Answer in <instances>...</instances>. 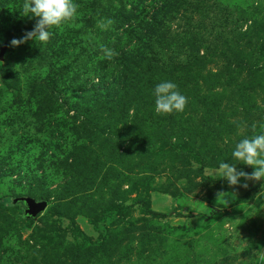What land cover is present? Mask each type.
<instances>
[{
	"label": "rangeland",
	"instance_id": "374dc122",
	"mask_svg": "<svg viewBox=\"0 0 264 264\" xmlns=\"http://www.w3.org/2000/svg\"><path fill=\"white\" fill-rule=\"evenodd\" d=\"M78 1L76 18L53 26L56 39L51 36L46 44L28 40L12 46L33 29L20 24L16 31L11 20L1 30L0 74L19 72L22 100L16 101V92L0 77V158L11 155L32 169L36 160L48 159L34 199L42 194L49 205L32 220L23 219L21 203L0 210V264H257L264 251V178L241 177L229 186L215 170L227 160L237 171H254L232 152L242 139L260 134L264 124V0H188L186 8L171 12L160 25L166 47L154 44L152 58L134 67L154 84L131 90L114 111L99 105L94 115L105 126L99 135L69 108L83 87L98 84L97 74L113 69L102 48L132 46L162 0L140 3L136 10L143 23L134 19L136 29L117 23L116 13H129L140 0ZM91 2L92 8L86 5ZM56 41L64 51L57 50ZM34 79L38 98L26 89ZM162 82L175 83L187 97L183 111H155L154 89ZM144 118L157 127L164 122L161 128H174L186 142L195 140L194 150L204 161L173 153L167 141L159 156L144 155L153 131ZM25 139L34 144L25 142L23 155L15 145ZM71 152L82 161L75 169ZM15 178L0 177V196L29 194L30 182L12 183ZM219 192L227 193L224 199H218ZM140 195L166 216L147 214L135 204ZM173 226L189 230L171 233ZM76 228L96 245L109 238L108 250L79 251L85 242Z\"/></svg>",
	"mask_w": 264,
	"mask_h": 264
},
{
	"label": "trees",
	"instance_id": "16d2710c",
	"mask_svg": "<svg viewBox=\"0 0 264 264\" xmlns=\"http://www.w3.org/2000/svg\"><path fill=\"white\" fill-rule=\"evenodd\" d=\"M99 0H96V2ZM24 0H0V49L4 48V40L1 36V30L3 29V26L7 21L11 20V25L14 26L16 31H20L21 27L19 26L22 24L26 28L33 29L36 23V18H31L29 16H23L22 15V6H23ZM95 2V0H94ZM93 2V3H94ZM145 2V0H140L138 5L134 8L131 7V10L129 13L126 12H117V23H120L122 26H127L132 29L134 27L135 29L138 28V26L133 24V20L136 19L139 21V25H141L143 22L141 21V15L138 13L136 9L140 8L141 5ZM74 3L80 5L81 2L78 0H74ZM93 3L86 4L90 8L93 7ZM188 0H162L161 6H159L158 10L155 12V14L150 17L149 19H146V23L140 26L141 34H136V39L134 40V44L132 46L126 48V49H119V47H115L113 51L117 53V55H114L110 61L114 64L113 69L108 68L107 70L101 71L99 74H97L96 78L98 79V84L91 85L90 87H83V90L81 94L75 98V100L72 102L71 107L69 108V111H74L75 118L79 120L80 117H82V126L86 127L91 133L94 134H102L104 132L105 126L100 124V121H98L97 116L94 115V110L97 109V107L100 105V107H108L110 111H114V107L117 103L126 100L125 96H129V93H131V90L136 91H145L149 90V87L154 84L153 77L146 76L142 77L139 75V71L134 68L138 65H140L142 62L152 58L149 57L152 52V46L157 44L159 47H162L163 49L166 47L164 45L165 39H167V35L165 33L161 34V28L160 25L162 24V21L165 18H169L171 12H177L181 8H186L188 6ZM145 12V11H144ZM67 22L63 23L64 25L67 24ZM50 28L49 31L52 33ZM135 29L131 32L135 33ZM7 35V34H6ZM53 37V36H52ZM55 40L56 38L53 37ZM153 41L155 43H153ZM59 42V40H58ZM57 43V50L64 51V45H60ZM52 45V44H51ZM55 47V46H54ZM9 48L7 47L6 55L9 54L8 52ZM10 51V50H9ZM56 51V50H55ZM55 51L53 53L55 54ZM109 61V62H110ZM115 68L116 72L114 76L112 77L111 81L108 84H104L106 81V77L108 76V73L113 71ZM1 81L3 85L12 91H15V99L17 102H21V86H20V77L19 72H16L15 76L12 77L9 76L7 73H1L0 74ZM39 82L34 79V81L30 82V84L27 85V90L31 93L33 98H38V93L41 89H38ZM4 93L3 90H0V93ZM166 118L165 116L163 119ZM163 121V120H161ZM176 119L172 120L171 122L165 121V123L173 124ZM144 125H149L151 128V133L148 136H146L147 141L149 142V147L147 150L144 151V155L151 156H159L161 145L167 141L171 145V149L173 153H177V155H180L184 158L189 157L193 158L196 161L203 162L202 155L200 154L201 151H195L194 145L195 140L190 139L189 142H186L182 137L179 135H174L173 131L174 128L168 130L163 126L161 128V125H164V122L161 124L160 127H157V124L154 122L153 124L151 121H148L147 118H144ZM157 137V140L152 139L153 137ZM177 138L175 142H173V139ZM25 142L34 144V141L30 139H25L23 141H18L15 147L18 149V151L22 152L23 155H26L24 151H26L27 145ZM85 151V150H83ZM69 156V155H68ZM67 156V157H68ZM70 156L72 157V167L75 169L74 166H77L82 163L80 160V157L76 155H72V152L70 153ZM7 159L10 160L7 162ZM37 161V168H30V167H23V164L20 162H15L11 155L7 157L0 158V177L2 178H11L16 177L14 180H12V183H19L20 185L23 183L24 180L29 181L32 185L29 191V194L26 197H32L35 198V195H38V184L42 183L46 177V172L48 171V159L43 160L42 162ZM199 162V163H200ZM221 162L228 163L227 160H220L219 164ZM61 166L65 163L60 164ZM4 166H7L4 167ZM59 167V164H58ZM147 180L145 178L142 180V184L144 185V181ZM67 186V184H66ZM148 191V190H147ZM38 200L44 201L42 198V194ZM24 197L23 194H19L16 196L12 195H3L0 196V210L5 211L13 206H16L20 203H14V200L16 198ZM50 194L46 195L45 200L50 199ZM23 204V203H21ZM135 204L142 207L143 210L147 212V214L152 215L156 218H164L166 214L157 212L151 209V207L147 204L146 199L144 196H138L135 200ZM113 205V204H112ZM24 206V204H23ZM111 208V207H110ZM23 219H29L32 220V218H28L24 214L22 215ZM70 222L75 224V219L72 216L66 215ZM78 229V228H76ZM79 230V229H78ZM168 230L172 232H178L183 231L187 232L189 228L186 226H173L168 227ZM157 232L161 233V229H156ZM80 235L83 236L84 242L82 245H79L78 250L79 251H85L86 249H91L93 246H97L98 248L102 249V251H107L109 247V238L105 240L103 243L96 245L93 242V240L86 236L83 232L80 230L78 231ZM77 250V251H78ZM78 252L74 253L73 259L78 258Z\"/></svg>",
	"mask_w": 264,
	"mask_h": 264
},
{
	"label": "clouds",
	"instance_id": "9594fccd",
	"mask_svg": "<svg viewBox=\"0 0 264 264\" xmlns=\"http://www.w3.org/2000/svg\"><path fill=\"white\" fill-rule=\"evenodd\" d=\"M79 5L74 0H24L22 15L37 18L32 31L27 32L22 39H13L12 46H19L28 40H34L39 45L46 44L52 33L49 29L53 26L59 27L67 21L76 18ZM111 24L112 21L107 22ZM101 27L106 25L101 24ZM107 59H112L117 55L113 50L102 48ZM155 111L158 114H168L173 111H183L187 104V97L177 90V85L173 82H162L154 89ZM256 124L252 125L253 132L256 131ZM260 134L251 138H244L239 141L232 152V156L243 164L251 166L254 171L250 174L244 171H237L235 165L221 162L215 170L219 178L227 180L229 186H236L241 177L246 180L259 181L264 178V124L260 125ZM247 188V184L242 185ZM225 192L217 193L218 199H224ZM257 264H264V251H259Z\"/></svg>",
	"mask_w": 264,
	"mask_h": 264
},
{
	"label": "water",
	"instance_id": "95a60500",
	"mask_svg": "<svg viewBox=\"0 0 264 264\" xmlns=\"http://www.w3.org/2000/svg\"><path fill=\"white\" fill-rule=\"evenodd\" d=\"M14 203H23L25 208L24 215L32 219H36L40 214L44 213L49 205L47 201H37L32 197L16 198Z\"/></svg>",
	"mask_w": 264,
	"mask_h": 264
}]
</instances>
